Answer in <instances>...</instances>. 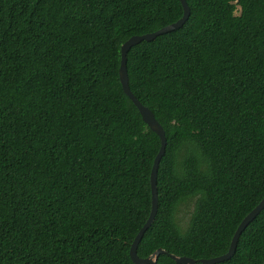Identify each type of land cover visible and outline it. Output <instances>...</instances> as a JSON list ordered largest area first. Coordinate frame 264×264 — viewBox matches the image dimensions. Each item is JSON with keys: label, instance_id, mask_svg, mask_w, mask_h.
<instances>
[{"label": "trees", "instance_id": "trees-1", "mask_svg": "<svg viewBox=\"0 0 264 264\" xmlns=\"http://www.w3.org/2000/svg\"><path fill=\"white\" fill-rule=\"evenodd\" d=\"M187 2L181 28L127 54L167 137L141 257L222 255L264 197V0ZM183 13L181 0H0V264H137L161 138L122 87L121 47ZM215 264H264V208Z\"/></svg>", "mask_w": 264, "mask_h": 264}, {"label": "water", "instance_id": "water-1", "mask_svg": "<svg viewBox=\"0 0 264 264\" xmlns=\"http://www.w3.org/2000/svg\"><path fill=\"white\" fill-rule=\"evenodd\" d=\"M184 13L183 16L178 19L177 21L170 23L154 32L145 33L142 35H134L130 37L127 41H125L121 47V63H120V80L122 87L125 91V93L128 95V97L133 101V103L138 107L139 111L141 112V115L144 119V121L150 126V128L158 133V135L161 138V147L159 149V152L157 153L154 164L151 171V186H152V209L150 216L148 217L145 224L142 226L138 234L136 235L134 241L131 244L130 247V255L132 260L137 264H154L157 262L158 257L162 253H168L172 258H174L178 263L181 264H215L218 262H222L225 260L230 259L233 257V255L236 252L238 241L240 238L241 233L245 230L247 225L251 220H253L264 208V197L260 201V203L251 211L249 212L242 222L239 224L237 230L235 231L232 241L230 243V247L228 251L222 255H218L215 257L210 258H201V259H194L187 255H177L174 253H169L164 248L160 247L155 252H153L148 257H141L138 254V245L141 242L143 236L145 235L146 231L149 229V227L152 225V223L155 220V217L158 212L159 207V195H158V185H157V179H158V169L160 162L166 152V146H167V137L166 132L163 126L160 124V122L156 119L155 114L153 111L146 105H144L137 96L133 93L130 83H129V73H128V66H127V54L128 51L136 44L140 43L143 40H152L156 38L158 35L181 28L191 14V8L187 2V0H181Z\"/></svg>", "mask_w": 264, "mask_h": 264}, {"label": "rangeland", "instance_id": "rangeland-1", "mask_svg": "<svg viewBox=\"0 0 264 264\" xmlns=\"http://www.w3.org/2000/svg\"><path fill=\"white\" fill-rule=\"evenodd\" d=\"M190 206L187 208V207H184L183 210L181 211V213L179 214V217H180V220L182 221V223H187L189 221V217L191 215V212L193 210V204L194 201L190 202Z\"/></svg>", "mask_w": 264, "mask_h": 264}]
</instances>
